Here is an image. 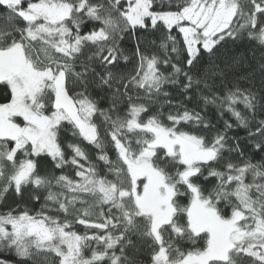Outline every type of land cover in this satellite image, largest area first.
I'll list each match as a JSON object with an SVG mask.
<instances>
[{"label": "snow or ice", "instance_id": "snow-or-ice-1", "mask_svg": "<svg viewBox=\"0 0 264 264\" xmlns=\"http://www.w3.org/2000/svg\"><path fill=\"white\" fill-rule=\"evenodd\" d=\"M0 264H264V0H0Z\"/></svg>", "mask_w": 264, "mask_h": 264}]
</instances>
